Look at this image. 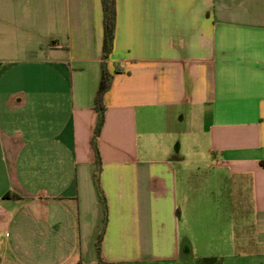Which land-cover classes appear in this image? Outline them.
Here are the masks:
<instances>
[{"label": "crops", "instance_id": "1", "mask_svg": "<svg viewBox=\"0 0 264 264\" xmlns=\"http://www.w3.org/2000/svg\"><path fill=\"white\" fill-rule=\"evenodd\" d=\"M114 7L104 211L101 0H0V264H264V0Z\"/></svg>", "mask_w": 264, "mask_h": 264}, {"label": "trees", "instance_id": "2", "mask_svg": "<svg viewBox=\"0 0 264 264\" xmlns=\"http://www.w3.org/2000/svg\"><path fill=\"white\" fill-rule=\"evenodd\" d=\"M102 4V10H103V43H102V62H101V71H100V80L98 84V88L95 94L94 98V110L97 114V120L95 124V128L93 131V136L91 138L90 144L95 154V161H96V168L95 172L93 174L94 183L97 188L99 198L101 200V203L103 205L104 211H106L105 201L104 197L102 195V192L99 187V181H98V175L100 171V160L98 156V150H97V139L100 133V130L103 125L104 120V103L103 98L105 93L109 90L111 86L112 81V74L107 70L106 62L105 60L108 58L111 49H112V43H113V32H114V24H115V0H101ZM12 197L16 198V195L12 194ZM104 223H105V217H104ZM102 231L98 234L96 243H95V249H96V255L98 259V264H110L105 261H103L100 257V243L102 239ZM81 264V263H77ZM195 264H221V259H217L214 257H201L197 258L195 260Z\"/></svg>", "mask_w": 264, "mask_h": 264}, {"label": "rangeland", "instance_id": "3", "mask_svg": "<svg viewBox=\"0 0 264 264\" xmlns=\"http://www.w3.org/2000/svg\"><path fill=\"white\" fill-rule=\"evenodd\" d=\"M196 178H197V176H196V173H194L193 174V178H192V180H193V185H195V182H196ZM219 206H220V203H219ZM197 251H199V252H206V251H202V249H197ZM177 264H195V260L193 261H190V262H186V261H184V260H181V262H179V263H177Z\"/></svg>", "mask_w": 264, "mask_h": 264}]
</instances>
